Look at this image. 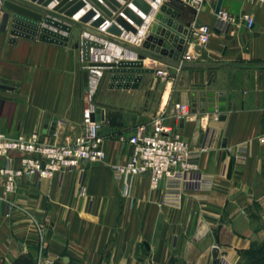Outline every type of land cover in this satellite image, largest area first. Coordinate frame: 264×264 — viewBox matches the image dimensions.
Wrapping results in <instances>:
<instances>
[{
  "label": "crops",
  "instance_id": "0c3cea01",
  "mask_svg": "<svg viewBox=\"0 0 264 264\" xmlns=\"http://www.w3.org/2000/svg\"><path fill=\"white\" fill-rule=\"evenodd\" d=\"M216 1L207 0L198 12L184 3L174 18L188 27L178 58L192 44L200 59L178 70V58L147 56L143 67H166V79L146 73L136 88L125 89L109 88V75L102 81L96 102L103 109L104 162L86 165L82 175L72 169L38 181L24 176L11 195L0 181V264L23 256L30 264H264V4L222 0L232 15L250 13L254 26L236 21L219 31ZM193 23L212 28L203 48L190 32ZM9 37L8 28L0 31V85L7 86L0 87V133L36 132L48 143L73 138L86 86L73 47L78 33L65 46L22 37L12 43ZM152 87L154 98L147 100ZM208 91L229 94L224 111H201L200 94ZM176 101L190 106V117L175 130L190 148L204 147L195 161L205 183L185 190L177 206L159 205L163 182L149 191L145 175L124 195L113 165L128 151L126 139L154 117L172 122ZM46 119L56 121L53 133L44 132Z\"/></svg>",
  "mask_w": 264,
  "mask_h": 264
},
{
  "label": "built area",
  "instance_id": "2783aa9c",
  "mask_svg": "<svg viewBox=\"0 0 264 264\" xmlns=\"http://www.w3.org/2000/svg\"><path fill=\"white\" fill-rule=\"evenodd\" d=\"M101 3L102 1L99 0ZM121 4L124 0H118ZM151 7L148 14H144L135 6H129L143 19L137 26L131 19L119 12L127 21L135 26V33L122 30L120 35L110 34L107 30L115 23L113 17H105L97 27H92L91 22L102 15L100 9L89 0H83L84 6L72 19L79 20L87 11L93 10L94 15L87 22L82 23L84 30L78 34L79 59L83 63L80 49L83 39H90L100 43L99 47L89 48V61L93 63H110L119 60H137L142 43L150 33L154 15L164 0H145ZM191 6L195 12L201 10L207 0H182ZM264 4V0H249ZM55 4L53 1L48 8ZM2 0H0V18L2 15ZM115 12H113L114 14ZM236 21H243L248 29L254 26V18L248 12L232 15L220 8L215 14V27L219 31H225ZM53 30V28H49ZM191 34L197 39V45L203 48L209 41L212 28L208 24H192ZM189 44L178 58V70L184 63H192L201 57L200 51L191 50ZM87 72V82L82 99V108L79 111L77 124L79 130L73 138L62 142L48 143L41 139L39 133L31 132L9 137L0 133V181L3 193L11 195L15 193L19 180L24 176H30L38 180L51 178L55 173L63 175L66 171L79 169L82 175L84 167L92 163H101L106 160L104 137L101 135V119H96V96L100 89L102 78L107 68L101 65H83ZM158 79H166L169 76L167 68H152ZM102 109V108H101ZM191 109L188 103L176 101L172 104L170 116L173 121L154 117L150 122L135 127L131 135L126 139L128 151L123 160L113 165L114 177L121 181L124 187V195L133 180L140 176L147 177L149 191L159 189V183L163 182L160 190L158 204L171 206L179 205L183 192L187 189H198L205 183L204 176L198 170L196 158L200 149H192L182 135L175 130L179 119L190 117ZM103 115L100 113V117ZM121 141L124 140L120 136ZM264 140V135L260 138ZM15 160L17 164L15 165ZM80 175V176H81ZM79 193H85V187L81 186ZM10 204H8V208ZM52 260L45 259L43 264H51ZM218 264H228L221 259Z\"/></svg>",
  "mask_w": 264,
  "mask_h": 264
},
{
  "label": "water",
  "instance_id": "95a60500",
  "mask_svg": "<svg viewBox=\"0 0 264 264\" xmlns=\"http://www.w3.org/2000/svg\"><path fill=\"white\" fill-rule=\"evenodd\" d=\"M55 1V4L48 6ZM93 5L98 7L102 13L100 17L91 22L92 27L101 24L105 17H113L115 23L109 28L108 32L113 35H120L122 30L135 33L137 29L130 24L119 12H122L127 18L131 19L139 26L143 19L129 6H135L144 14H148L151 7L145 0H124L121 4L118 0H89ZM222 0H217L214 12L217 14L221 8ZM2 15L0 18V31L5 32L8 28L10 37L9 42L14 43L16 37L27 39H38L39 41L53 43L57 45H67L69 37L73 34V28H78V34L84 30L82 23L87 22L94 15L93 10L87 11L79 20L72 19L83 6V0H2ZM182 0H164L159 11L156 13L154 21L151 25L150 33L142 43V49L137 60H119L110 63H93L89 61V48L92 46L99 47L100 43L83 39L80 49L82 51L83 65H101L107 68L109 73V88H136L139 85L141 74L152 73L151 67H143V60L148 56L151 59L161 60L163 55L168 54L174 59L178 58V52L181 51V42L188 33V27L178 24L174 20L183 8ZM113 12H115L113 14ZM118 24V25H117ZM53 28V30L49 29ZM74 48H79L78 41L73 44ZM150 51H146V50ZM188 67V66H186ZM7 88L5 85H0ZM154 93L152 99L154 98ZM199 107L201 111L207 112L224 111L226 109V99L229 94L223 91H208L201 93ZM228 106V105H227ZM229 107V106H228ZM96 119H102L101 107H98ZM225 114L221 113L219 119H224ZM184 119H179V125H183ZM50 123V124H49ZM56 121L46 119L44 124V132L49 128V133H53ZM82 216L96 220V217L82 213ZM221 222L217 227L215 234V242L212 249L213 259L216 261L218 256L219 230ZM66 260V258L64 257Z\"/></svg>",
  "mask_w": 264,
  "mask_h": 264
},
{
  "label": "rangeland",
  "instance_id": "374dc122",
  "mask_svg": "<svg viewBox=\"0 0 264 264\" xmlns=\"http://www.w3.org/2000/svg\"><path fill=\"white\" fill-rule=\"evenodd\" d=\"M73 34L74 35H76V33L78 32V28L77 27H74L73 28ZM74 37V36H73ZM75 38V37H74ZM85 71H86V69H85ZM148 74V73H147ZM108 75H109V73L108 72H105L104 73V76H103V78H102V81H104V80H107V78H108ZM144 75H146V73H143V74H141V79L143 78V76ZM140 79V80H141ZM108 81H109V78H108ZM86 82H87V72H86ZM157 82V80L155 81H153V84H155ZM116 89H118V88H116ZM154 91V92H153ZM153 93L155 94V90L153 89V87H152V89L148 92V95H147V100H150V99H152V95H153ZM102 108V107H101ZM103 110V109H102Z\"/></svg>",
  "mask_w": 264,
  "mask_h": 264
},
{
  "label": "trees",
  "instance_id": "16d2710c",
  "mask_svg": "<svg viewBox=\"0 0 264 264\" xmlns=\"http://www.w3.org/2000/svg\"><path fill=\"white\" fill-rule=\"evenodd\" d=\"M26 262V263H28V264H30L31 263V260H30V258L29 257H27V256H23V257H20L19 259H17V261H16V264L17 263H19V262ZM22 264V263H21Z\"/></svg>",
  "mask_w": 264,
  "mask_h": 264
},
{
  "label": "bare ground",
  "instance_id": "6f19581e",
  "mask_svg": "<svg viewBox=\"0 0 264 264\" xmlns=\"http://www.w3.org/2000/svg\"><path fill=\"white\" fill-rule=\"evenodd\" d=\"M160 8V7H159ZM159 11V9L157 10V12ZM156 15V14H155ZM155 15H154V17H155Z\"/></svg>",
  "mask_w": 264,
  "mask_h": 264
}]
</instances>
